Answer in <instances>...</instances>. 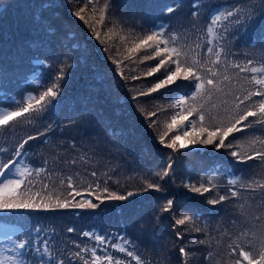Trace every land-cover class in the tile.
<instances>
[{"label":"trees","instance_id":"obj_1","mask_svg":"<svg viewBox=\"0 0 264 264\" xmlns=\"http://www.w3.org/2000/svg\"><path fill=\"white\" fill-rule=\"evenodd\" d=\"M106 2L109 6L104 23L96 24ZM255 2L258 4L259 0ZM146 3L147 0H0V68L4 69L0 74V111L15 110L22 97L45 91L61 68L66 74L54 107L39 115L17 118L7 130L0 126V161L16 160L13 153L18 145L28 136L36 137L25 145L16 167L33 169L28 178L33 184L31 191L40 193L34 199L51 205L0 213V253L15 255L14 242L27 240L29 247L21 250L26 264H40L41 260L43 264H59L61 260L64 264H83L74 253L85 247L95 248L101 257L112 256L114 262L137 264L126 252L112 247L117 244L138 255L141 264H235L237 259L247 264L238 251L232 253L229 245H240L253 254L260 249L264 235V160L257 157L246 163L237 162L229 152L239 148L217 150L209 145L173 153L163 147L158 137L167 131L166 124L176 111L171 104L177 91L187 94L191 84L180 80V89L173 85L171 89L138 95L162 78L164 69L145 78L144 73L160 59L143 61L145 50L126 59L127 49L139 42L138 35L160 26L177 33L178 43L192 48V54H199L205 61L215 60V52L224 47L220 62L208 66L219 69L218 82L225 74L230 79L220 85L222 91L207 86L205 96L197 103L205 105L206 126L217 123L212 117L227 122L229 114L225 109H231L239 102L237 96L242 99L246 90L255 87L249 83L252 73L240 72L231 65L244 66L252 60L249 67H264V51L249 43L259 38L260 29L235 41L225 28L231 32L236 26L223 17L213 25V34L206 29L209 17L250 6L253 0H152L156 7L150 14H146ZM170 5L179 7L171 15L161 12L162 7ZM81 9L87 23L74 15ZM34 12L43 15V23L53 30L51 35L36 32ZM193 12L197 16L193 17ZM93 24L100 32L99 40L91 30ZM38 36L44 42L39 57L45 60L43 65L30 64L36 54L29 42ZM209 46L213 48L211 55L206 54ZM114 60L121 61L119 66ZM259 99L253 97L254 101ZM191 103L188 101L183 107ZM151 112L156 115L148 117ZM178 134L182 135L181 127L170 132L166 142ZM200 138H206V134ZM237 139L245 147L249 140H256L255 150L264 151L260 142L264 141V125L255 124L234 133L225 143L235 144ZM169 159L175 162L171 174L161 179L158 173H162ZM40 168L45 171L37 174L35 169ZM69 177L82 195L69 196ZM8 178L15 177L8 173ZM233 179L237 180L236 185L229 183ZM147 183L159 185V190H146ZM242 183L252 187L243 188ZM185 184L215 187L196 194ZM104 187L117 195H133L123 201H106L95 210L72 206L88 199L99 203L95 195L107 196L102 192ZM233 190L238 193L235 198L231 197ZM221 195L229 199L216 205L208 202ZM57 199L69 200V207H56ZM169 200L173 201L171 211H164ZM186 216L192 220L185 225L175 224L176 219ZM69 228L74 231L69 232ZM196 228L202 230L197 232ZM84 232L103 236L107 242L85 237ZM45 241L48 254L41 256ZM181 248L188 252L186 257L180 253ZM82 255L91 264L90 254Z\"/></svg>","mask_w":264,"mask_h":264},{"label":"snow or ice","instance_id":"obj_2","mask_svg":"<svg viewBox=\"0 0 264 264\" xmlns=\"http://www.w3.org/2000/svg\"><path fill=\"white\" fill-rule=\"evenodd\" d=\"M91 2V0H88ZM247 3V0H245ZM108 3L106 2L103 8L100 9V19L96 21V24L102 25L105 20L106 10L108 8ZM156 7L152 3V0H147L145 4L146 14H150L151 11ZM179 5L175 6H165L160 10L161 12H166L168 15L174 13ZM84 9H81L79 12H76L74 15L77 16L80 20H85V17L81 15ZM96 9L93 8V13L95 18ZM197 12H193L192 16H197ZM224 18L225 22L232 23L236 27L233 31L229 32L225 28V32L229 35L232 40H241L247 36L249 31H255L260 29V36L256 41H249L250 44L254 43L256 47H259L264 51V0H259L257 4L255 0L250 6L247 7H238L232 10H228L226 13H219L215 16L209 17V23L207 26V33L213 34L214 29L213 25L217 21ZM33 22L36 24V32L39 34L43 32L45 35L52 34V28L43 23V15L37 16L35 12L33 13ZM223 27V25H221ZM91 30L94 33V36L97 40L100 39V32L96 31L95 24L91 25ZM111 32V29L109 30ZM167 33V34H166ZM218 38V37H214ZM108 39H111V35L108 36ZM124 39V37H121ZM138 43H135L133 47L127 49L130 58L133 54L139 53L141 50H145L146 54L143 56V61H149L156 58H160L158 63L154 67H150L149 70L144 73V77H151L156 73H159L161 69H164V75L162 78L158 79L152 87L148 88L145 92H140L138 95H150L157 92L158 90L169 88L171 89L173 85H176L177 89H180L182 85L178 81H188L191 84V91L187 94H182L177 91V97L173 100L171 107L175 108L176 111L170 116V122L166 124L167 131L161 134L158 139L159 143L170 150L173 153L180 151L181 149H186L190 147L197 146H209L213 145L217 150L219 149H241V150H232L229 152V155L233 157L237 162L246 163L248 160L259 157L261 160H264V151L255 150L256 140H249L247 142V147L239 139L236 140V143L233 142L225 143L226 140L234 133L242 132L244 129L251 128L255 124L264 125V67H249L253 64L252 60H248L247 64L241 66L239 63H233L231 67L239 69L240 72H250L252 73L249 83L253 84L255 87L252 89L246 90V94L241 99L239 96L236 97L238 103H234V106L231 109L226 108L225 112L228 115V121L224 122L222 119H217V117H212L211 119L217 120L216 124H209L206 126V117L205 115V105L204 103H197V101L205 96L207 92V86H211L216 89V91H222L220 85L224 81H228L230 77L228 75L223 76L222 81H217L216 77L220 75V71L217 68L213 70L212 67H209V63L216 65L220 62V57L225 53L224 47H220L218 51L215 52V60L205 61L200 59L199 54L193 55L192 48L181 45L178 43L177 33L168 32L164 26L158 28L154 27L150 31L144 33L142 36L138 35L136 37ZM104 41H101L103 43ZM43 40L39 36L29 42V47L32 48L33 52L36 54L35 58L30 61V64L43 65L45 60L40 59V54L43 50ZM212 41H209L211 44ZM197 48L200 45H196ZM147 50H152L150 53H147ZM107 51V49H105ZM206 54H213V48L211 46L207 47ZM113 63L119 64L121 61L114 60ZM228 65L225 66V71L227 70ZM4 69L0 68V74H3ZM123 76V73H120ZM140 77H133V79H139ZM66 74L61 68L59 75H57L52 84L46 87V90L39 93L38 95H32L29 93L26 97H22L20 101L16 102L15 110H8L7 108L3 111H0V126H3L5 130L10 126V122L17 121V118H26L34 115H39L40 113L46 111L49 107H54L57 98L63 91L64 85L61 83L65 81ZM253 97H260L258 101H254ZM211 98L210 95L208 97ZM133 99H137V96H133ZM188 101H192L191 104L185 108L183 107L187 104ZM249 101L251 103L246 104L245 102ZM227 104V101H224ZM241 105H245L244 108H241ZM11 107V106H9ZM215 107V106H214ZM142 111V109H141ZM156 112L148 113V117L155 116ZM196 116V120L190 119V117ZM250 117H257L255 121H250ZM248 121L247 124L243 122ZM31 122V120H29ZM155 121H153V124ZM199 124V127L197 126ZM240 125V127H238ZM177 127H181L182 135H174L169 141L166 142V137L170 132H172ZM206 134V138L201 139L202 135ZM36 137L28 136L22 143H20L13 153L17 157L16 160L9 159L6 162L0 161V213L3 212H15L20 210H28L33 208L40 207H50V204H45L43 200L39 203L34 199L39 197L40 193H32V181L28 178L32 175L33 169L24 166L16 167L19 163V157L22 155V150L25 145L28 144L30 140H34ZM182 143H178L180 141ZM264 144V141H260ZM174 161L166 162L165 168L162 173H158L161 179L170 176L172 165ZM45 171V169H35V172L39 174L40 172ZM8 173H12L15 178H8ZM93 176L96 175L95 172L92 173ZM28 184V187L25 188V184ZM230 184L236 185L237 180L233 179L229 181ZM68 186L71 189L69 196H80L82 193L77 191L74 185L71 182V177L68 178ZM191 192L196 194H203L209 192L215 185L211 187L200 184L199 186L192 184H185ZM47 188V185L44 186ZM91 187V186H90ZM243 188H251L250 184H241ZM264 187V185H261ZM96 188L100 190V185L97 184ZM155 189L159 190V185L147 183L146 190ZM103 193H108L107 196L95 195V199L99 203H94L92 200H85L83 203H75L72 206L77 208H87L95 210L100 207L101 204L106 201H123L128 197L132 196L133 193L129 192L127 196L117 195L115 192H110L107 187L102 189ZM237 191H231V197H237ZM229 199L226 195L219 196L218 199H212L208 202L212 205H216L225 200ZM70 201L65 199L63 201L57 199L55 202L56 207L67 208L69 207ZM173 204L172 200L167 202V206L164 208V211H171V206ZM192 217H184L181 219H176V225H185L187 221H191ZM202 229L196 228L195 231L199 232ZM69 232L74 231V229L69 228ZM179 238H182L180 233H177ZM83 236L91 237L99 243H106V238L100 235H94L89 232H84ZM124 240L123 237L120 238ZM125 243H130V241H125ZM200 243H204L201 241ZM15 246L12 249L16 254L12 256L4 255L0 253V264H26L24 257L21 255V250H25L29 247V242L27 240H21L14 242ZM112 247L117 248L120 252H126L128 257H132L137 261V264H141V258L134 254L132 251H128L122 245L113 244ZM232 253L238 251L239 256L246 261L247 264H264V235L261 236V246L256 254H253L252 251H246L240 245L233 247L229 245ZM82 253H89L91 257V264H113L114 258L110 255H105L103 257L97 255L96 249L83 248L81 251L74 253L75 257L83 260V264H89V260L85 258ZM182 256H187L188 252L185 248L180 249ZM48 254L47 241L44 242V252L41 253V256ZM211 256V253H209ZM40 264H43L41 260ZM59 264H64V261H59ZM114 264H122L121 261L117 260ZM235 264H241V260L237 259Z\"/></svg>","mask_w":264,"mask_h":264}]
</instances>
